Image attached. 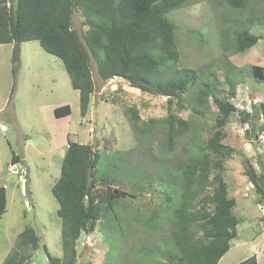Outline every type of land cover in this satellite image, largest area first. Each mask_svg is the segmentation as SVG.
<instances>
[{"label":"rangeland","instance_id":"1","mask_svg":"<svg viewBox=\"0 0 264 264\" xmlns=\"http://www.w3.org/2000/svg\"><path fill=\"white\" fill-rule=\"evenodd\" d=\"M223 9L228 17L236 13L227 4L214 6L209 0L168 13L177 25L180 57L176 67L197 72V84L186 94L189 99L197 91L198 82L214 81L225 95L229 93V79L238 82L237 95L229 98L239 111L223 127L222 142L232 149L225 162L224 177L229 196L236 199L234 213L240 222L238 235L219 264H236L251 255L257 256L258 264H264V204L259 203L245 174L249 165L259 171L264 169V82L252 75L254 65L264 67V39L241 53L234 52L232 47L226 49L221 28L228 22L224 21ZM73 22L80 33L87 28L79 12L74 14ZM251 30L264 35L263 14L256 17ZM15 45L0 44V184L7 191V208L0 216V264L27 227H33L41 236V245L27 264H48L44 244L51 254L63 256L62 220L52 187L61 175L69 138L94 146L101 155L99 168L104 177H109L112 188L136 194L119 200L115 207L127 234L123 243H119L123 237L117 235L119 227L112 220H101L95 230L83 233L78 240L77 264H139L134 248L142 242H159L167 230L168 217L159 210L160 203H165L167 185L162 177L167 172L176 176L171 172L172 161L186 158L194 134L205 140L210 136L214 113L218 111L216 103L210 99L213 113L205 117L182 112L193 125L176 152L171 153L165 145L166 129L161 121L167 114L166 97L144 92L120 78L104 83L93 60L96 92L83 116L79 91L71 85L62 61L45 51L38 40L21 43L19 60L13 61ZM64 104L71 105V114L57 117L55 107ZM129 107L138 110L140 120L136 128L127 116ZM242 110L252 115L249 123L241 120ZM14 154L21 159L18 167L26 172L25 185L11 175ZM153 211L160 214L155 228L141 217H148Z\"/></svg>","mask_w":264,"mask_h":264},{"label":"trees","instance_id":"2","mask_svg":"<svg viewBox=\"0 0 264 264\" xmlns=\"http://www.w3.org/2000/svg\"><path fill=\"white\" fill-rule=\"evenodd\" d=\"M198 1L0 0V44L38 40L45 51L58 57L70 76L71 85L79 91L83 116L96 92L93 60L104 83L120 78L144 92L166 97L167 114L161 121L166 129L165 145L171 153L176 152L180 140L193 125L182 112L191 111L196 117H205L213 113L210 99L216 103L218 111L214 113L210 136L205 140L194 134L186 158L172 161L171 172L176 176L167 172L162 177L167 185L165 203H160L159 210L168 217L167 230L159 242H142L134 248V258L139 264H219L238 235L240 219L234 213L236 199L229 196L224 177L225 162L232 155V149L222 142L223 127L239 111L229 98L237 95L238 82L229 79L227 95L221 94L214 81L198 82L197 91L189 99L186 94L197 84V72L176 67L180 57L177 25L168 13ZM209 1L214 6L227 4L236 12L228 17L222 11L224 21L228 22L221 28L226 49L232 47L234 52L241 53L264 39V35L251 30L256 17L264 15V0ZM76 12L87 26L82 33L74 28ZM252 75L264 82V67L254 65ZM71 112L69 104L54 109L57 117ZM127 116L136 128L140 120L138 110L129 107ZM251 119L248 111H241L243 122L249 123ZM100 159L92 144L67 140L61 175L52 187L62 220L63 256L51 254L44 244L48 264H77L78 240L83 233L95 230L101 220H112L119 227L117 235L123 236L120 244L127 237L115 207L119 200L136 194L112 188L109 177H104L99 168ZM18 161L19 156L14 154L12 163ZM245 174L256 190L259 203L264 204V169L259 171L249 165ZM6 208L7 191L0 184V216ZM159 216L158 211H153L148 217H141L155 228ZM109 244L115 249L112 242ZM40 245L41 236L33 227H27L20 232L15 248L1 264H27ZM117 248L120 256L121 249ZM236 264H258V259L251 255Z\"/></svg>","mask_w":264,"mask_h":264},{"label":"built area","instance_id":"3","mask_svg":"<svg viewBox=\"0 0 264 264\" xmlns=\"http://www.w3.org/2000/svg\"><path fill=\"white\" fill-rule=\"evenodd\" d=\"M10 169L14 172V174L18 177V179L21 181L23 185L27 183V177H26V172L22 169L19 168L17 163H12Z\"/></svg>","mask_w":264,"mask_h":264},{"label":"water","instance_id":"4","mask_svg":"<svg viewBox=\"0 0 264 264\" xmlns=\"http://www.w3.org/2000/svg\"><path fill=\"white\" fill-rule=\"evenodd\" d=\"M20 53H21V44L20 43H16L15 49H14V52H13V61H18L19 60Z\"/></svg>","mask_w":264,"mask_h":264},{"label":"crops","instance_id":"5","mask_svg":"<svg viewBox=\"0 0 264 264\" xmlns=\"http://www.w3.org/2000/svg\"><path fill=\"white\" fill-rule=\"evenodd\" d=\"M58 106H59V105H58ZM66 143H67V142H66ZM19 158H20V157H19ZM19 161H21V159H19ZM22 161H23V160H22ZM9 170H10V169H9ZM11 175L15 176V174H14V173H12V172H11Z\"/></svg>","mask_w":264,"mask_h":264}]
</instances>
